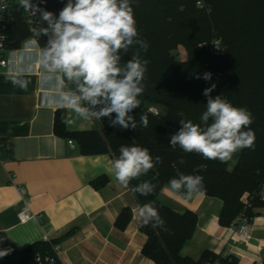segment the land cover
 I'll use <instances>...</instances> for the list:
<instances>
[{
	"label": "trees",
	"instance_id": "1",
	"mask_svg": "<svg viewBox=\"0 0 264 264\" xmlns=\"http://www.w3.org/2000/svg\"><path fill=\"white\" fill-rule=\"evenodd\" d=\"M196 1L138 0L132 4L139 36L149 42L147 52H141V57L149 61L145 92L138 97L140 108L131 113L137 129L112 127L104 117L100 130L70 133L65 128L62 112L57 113L55 123V132L76 139L83 155L118 156L121 145L135 143L149 149L153 157L162 158V164L129 184L131 189L144 181L156 185L148 196L134 193L140 206L154 204L166 221V231L142 226L141 221L139 225L148 238L143 255L156 264H236L208 250L198 260L182 255L185 244L195 234L198 217L189 210L177 213L158 200L163 187L177 175L176 169L185 175H201L204 184L201 193L223 201L222 226L231 227L242 213L253 219L254 209L264 207V202L257 199L251 201L250 207L241 201L245 193H257L264 185V0H210L211 15L198 10ZM37 2L39 7L58 16L67 0ZM7 35L10 49L19 47L29 37L20 13L9 15ZM215 39L222 41V54L212 55L208 50L196 49L199 44ZM180 46L186 49L185 60L178 57ZM135 50L134 47L129 54H121V63L130 59ZM205 73H211L210 80L203 79ZM215 79H219L218 90L213 89L211 96L221 95L234 106L246 108L253 117L250 127L255 134L254 146L241 150L232 168L228 162L184 153L179 147L174 150L169 144L170 135L180 128L181 118L201 123L207 103L203 90L211 87ZM151 106L161 107L163 114L149 112ZM181 112L183 117L179 115ZM141 114L148 116L147 128L140 127ZM181 157L186 163H179ZM131 219L132 211L125 209L117 226L124 229ZM56 245V241H37L19 250L6 234H0V251L9 250L0 258V264H62Z\"/></svg>",
	"mask_w": 264,
	"mask_h": 264
},
{
	"label": "crops",
	"instance_id": "2",
	"mask_svg": "<svg viewBox=\"0 0 264 264\" xmlns=\"http://www.w3.org/2000/svg\"><path fill=\"white\" fill-rule=\"evenodd\" d=\"M27 39L10 49L8 67L0 68V234L19 250L56 241L62 264H156L143 255L148 238L139 229L141 206L130 186L115 180L113 156L83 155L76 139L55 132L58 112L65 115L70 133L100 130L103 118L76 119L45 103L54 88L43 80L40 64L26 55ZM18 73L28 81L26 88L12 83ZM158 200L198 217L183 256L198 260L208 250L236 264H264V207L254 209L251 239L234 243L232 229L220 224L222 200L201 192L185 199L168 185ZM27 209L39 219L22 223L19 214ZM125 209L132 211V219L121 229L117 221Z\"/></svg>",
	"mask_w": 264,
	"mask_h": 264
},
{
	"label": "clouds",
	"instance_id": "3",
	"mask_svg": "<svg viewBox=\"0 0 264 264\" xmlns=\"http://www.w3.org/2000/svg\"><path fill=\"white\" fill-rule=\"evenodd\" d=\"M134 2L138 0H67L57 16L33 0H19V6L25 11L40 14L42 26L32 30L33 37L24 42V47L28 50L26 55L40 64L45 83L54 88L46 104L68 110L76 119L107 117L112 127L137 129L131 113L140 108L138 97L145 92L149 61L141 57V52H147L149 42L139 36ZM196 6L205 9L203 0H197ZM6 7V4L0 5V10ZM205 10L211 13L210 7ZM44 37L41 47L39 39ZM134 47L136 50L130 59L122 64L121 54H129ZM203 79L210 80L211 73H205ZM12 83L20 88L28 86V81L21 79L19 73L13 75ZM214 88L213 84L203 90L207 103L201 123L181 118L180 128L170 135L169 144L174 150L179 147L184 153L226 163L234 154L254 146L255 134L250 127L253 117L246 108L234 106L221 95L212 97ZM179 115L183 117L184 113ZM148 123V116L141 114L140 127L147 128ZM162 163L160 156L153 157L149 149L133 143L120 146L111 167L115 180L128 187L132 180L147 175ZM179 163L186 161L181 157ZM176 172L168 181V190L185 199L203 191L201 175H185L179 169ZM155 188V184L144 181L132 191L148 196ZM138 215L142 226L167 230L166 221L154 204L141 206ZM8 251H0V258Z\"/></svg>",
	"mask_w": 264,
	"mask_h": 264
},
{
	"label": "built area",
	"instance_id": "4",
	"mask_svg": "<svg viewBox=\"0 0 264 264\" xmlns=\"http://www.w3.org/2000/svg\"><path fill=\"white\" fill-rule=\"evenodd\" d=\"M34 4H38L37 0H33ZM203 3L205 5V9L210 7L211 13L213 11L212 5L210 3V0H203ZM7 5L6 8H3L0 10V68H7L9 65V53L10 48H8V17L12 12L20 13L22 17V21L27 26L30 35L28 38L33 37V29L39 28L42 26V22L40 20V14L36 13L33 14L30 11H25L23 7L19 6V0H0V5ZM197 4V1H196ZM197 7V6H196ZM201 12L205 13L206 15H211V13H207L205 9H200ZM46 26V25H45ZM46 40V37L40 38L39 43L41 46V42ZM42 47V46H41ZM197 50H208L212 55H220L223 53V45L222 41L220 39H215L211 43H202L199 44L196 47ZM187 54V52H186ZM179 57V54H178ZM180 58V57H179ZM181 59V58H180ZM215 85L214 91L218 90L219 85V79L213 80L212 85ZM149 112L158 115L160 114V111L157 107L151 106L149 108ZM69 145L72 147L75 146V143L73 140H69ZM0 147H3V145H0ZM240 152L234 154L232 160H229L228 163L230 164V167H233L238 162V155ZM232 165V166H231ZM21 193L24 194L25 190L21 189ZM257 199L264 202V185L257 193H245L243 197L241 198L242 203L245 207L251 206V201ZM19 219L22 223H25L27 221H30L32 219L38 220L39 217L35 216L33 213H31L28 209L22 213L19 214ZM254 219V218H253ZM253 219L249 218L245 213L240 214V216L234 221L232 226L230 227L232 229V241L234 243H240L245 242L247 243L251 239V231H252V222ZM57 252V248H55Z\"/></svg>",
	"mask_w": 264,
	"mask_h": 264
},
{
	"label": "rangeland",
	"instance_id": "5",
	"mask_svg": "<svg viewBox=\"0 0 264 264\" xmlns=\"http://www.w3.org/2000/svg\"><path fill=\"white\" fill-rule=\"evenodd\" d=\"M177 53L179 54V57L181 59L185 60L187 58L186 49L183 46L178 47ZM158 110L163 114L164 111L161 107H159ZM230 168H232V167H230Z\"/></svg>",
	"mask_w": 264,
	"mask_h": 264
}]
</instances>
